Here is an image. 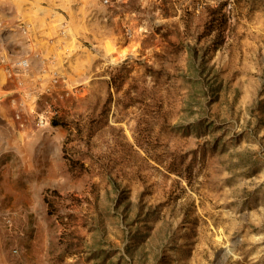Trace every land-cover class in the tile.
Instances as JSON below:
<instances>
[{"label": "rangeland", "instance_id": "rangeland-1", "mask_svg": "<svg viewBox=\"0 0 264 264\" xmlns=\"http://www.w3.org/2000/svg\"><path fill=\"white\" fill-rule=\"evenodd\" d=\"M29 1L0 264H264V0Z\"/></svg>", "mask_w": 264, "mask_h": 264}, {"label": "crops", "instance_id": "crops-1", "mask_svg": "<svg viewBox=\"0 0 264 264\" xmlns=\"http://www.w3.org/2000/svg\"><path fill=\"white\" fill-rule=\"evenodd\" d=\"M38 19V8L31 1L0 0V58L6 60L0 68V104L13 101L16 95L33 96L38 90L37 76L48 70L53 54L41 46L46 40L38 31ZM21 60L27 61L26 69L9 68Z\"/></svg>", "mask_w": 264, "mask_h": 264}, {"label": "built area", "instance_id": "built-area-1", "mask_svg": "<svg viewBox=\"0 0 264 264\" xmlns=\"http://www.w3.org/2000/svg\"><path fill=\"white\" fill-rule=\"evenodd\" d=\"M112 1H115V0H101V3L103 5H107V4L111 3ZM5 65H6V60L4 58H0V68H3ZM27 67H28L27 61L26 60H21V61L13 62L10 65L9 68L10 69H26ZM5 70H7V69H5ZM44 121H45V119L40 118L39 121H38V124L40 126H43Z\"/></svg>", "mask_w": 264, "mask_h": 264}, {"label": "trees", "instance_id": "trees-1", "mask_svg": "<svg viewBox=\"0 0 264 264\" xmlns=\"http://www.w3.org/2000/svg\"><path fill=\"white\" fill-rule=\"evenodd\" d=\"M54 125H57L58 123L57 122H53Z\"/></svg>", "mask_w": 264, "mask_h": 264}]
</instances>
